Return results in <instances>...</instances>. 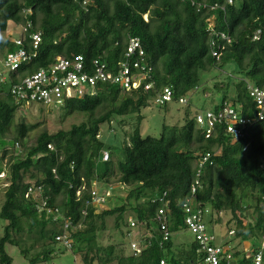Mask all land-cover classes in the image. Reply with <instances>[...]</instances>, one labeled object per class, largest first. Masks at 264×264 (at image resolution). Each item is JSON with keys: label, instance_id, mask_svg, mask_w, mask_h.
I'll return each instance as SVG.
<instances>
[{"label": "trees", "instance_id": "obj_1", "mask_svg": "<svg viewBox=\"0 0 264 264\" xmlns=\"http://www.w3.org/2000/svg\"><path fill=\"white\" fill-rule=\"evenodd\" d=\"M9 23L22 28V33L15 39L0 37V56L5 60L20 47L14 41L22 40L20 48L31 58L15 71H0L4 78L0 81V186L4 190L0 221L5 224L0 264H12L6 245L17 247L29 264L46 263L56 251H67L55 248V237L62 234L66 219L71 223L68 251L80 256L82 264H203L194 239L189 244H174L171 237L162 240L156 215L165 211L171 235L185 231L183 205L191 196L199 162L207 155L193 208L228 213V224L234 225L229 232L237 246L262 240L264 119L258 120L257 114L264 109L257 108L248 87L264 91V0H0V34ZM36 33L41 42L33 50L31 36ZM134 38L143 56L125 59L129 40ZM75 56L83 57L88 72L97 62L116 74L120 64L129 62L131 73L141 75V85L126 91L98 84L95 96L66 100L59 107L62 117L84 114L85 121L53 134L44 131L26 147L23 141L35 125L22 121L13 125L16 111L24 104L13 101L10 87L49 68L59 57ZM135 62L138 69L132 68ZM228 66L235 82L226 84L210 112L229 107L249 120L240 137L226 133L224 123H216L205 138L206 131L196 126L197 114L190 117L188 110L182 125L163 124L159 137H141V109L152 102L165 109L198 86L201 72ZM148 84L151 87L144 90ZM164 89L170 90L171 100L160 105L156 100ZM128 116L136 117V126L122 140L121 161L99 134L103 125ZM11 127L13 137L7 141ZM18 143L23 156L15 154ZM103 151L110 153L107 162L101 161ZM93 182L129 189L124 199L117 197L118 206L96 209L89 204ZM29 189H39L44 209L38 210L40 201ZM128 211L144 231L138 238L139 253L125 255L116 245H99L97 235L105 231V220L113 217L119 230ZM218 221L210 219L209 224ZM258 252L255 246L249 256L230 249L231 260L222 264H253Z\"/></svg>", "mask_w": 264, "mask_h": 264}, {"label": "built area", "instance_id": "obj_2", "mask_svg": "<svg viewBox=\"0 0 264 264\" xmlns=\"http://www.w3.org/2000/svg\"><path fill=\"white\" fill-rule=\"evenodd\" d=\"M17 46H22V40L14 41ZM40 35L38 33L31 36V46L35 50L40 44ZM7 54L4 60V68L7 71H15L17 67L30 60L28 55L22 48ZM142 57L143 51L140 46L139 40L134 38L130 39L125 59H130L133 56ZM129 62H123L119 66V71L116 74L107 72L104 65H98L97 62L92 64V72H88L84 64L82 56H75L71 60L63 58H57L55 63L47 69H41L36 73L25 77L19 82L12 85L9 89V93L13 101L17 104H37L47 107H60L66 100L81 99L84 97H93L96 95V86L98 84H110L118 86L120 89L131 91L139 88L142 82V77L139 74H132L130 71ZM133 69H138L139 64L137 62L131 64ZM142 69V68H141ZM150 69L147 70L149 72ZM146 72V73H147ZM4 78L0 76V81ZM151 86L144 85V90H148ZM249 96L257 104V108L263 110L264 103V91L258 88L248 87ZM171 92L169 89H164L163 93L157 98V102L160 105L170 102ZM179 104H186L185 101L179 100ZM258 120L264 119V111L257 114ZM196 126L206 131L205 138H208L212 132V129L216 123H224L226 125V133L233 137H240L243 134L244 128L250 123L249 120L243 119L239 114L229 107H224L217 114L205 111L195 116ZM49 149H52L48 146ZM209 156L199 162L198 170L196 172V179L191 185L190 198L186 200L183 205L184 219L183 227L188 231L194 241L197 243V253L202 254L203 264H222L228 263L231 260V253L229 247L224 245H217L215 243V237L209 234L206 224L203 222L202 216L204 211L193 208V200L195 198L196 190L199 187L198 177L200 175V169L208 161ZM109 160V153L103 151L101 155V161L107 162ZM2 176V175H1ZM0 176V177H1ZM39 190V189H37ZM32 189L28 190V193L34 196ZM79 194V193H77ZM90 206L99 209L107 204L109 199L113 198L112 186L98 184L93 182L90 190ZM35 198V197H33ZM162 202L163 200L160 199ZM38 210L44 209L45 202L40 200L37 205ZM47 213L51 210L47 209ZM84 214V213H83ZM156 220L160 225L162 231V240L167 241L171 237V233L167 229V220L165 211L159 210L156 215ZM71 223L69 219L63 221L62 234L55 237V241L64 249H71V241L69 239V229ZM136 224L131 222L130 228H135ZM228 235H233V232H228ZM264 240V236H263ZM263 248L262 245L259 252L254 257L253 264L263 263ZM140 251L139 243L134 242L130 245V252L132 254H138ZM160 264H166L164 261H160Z\"/></svg>", "mask_w": 264, "mask_h": 264}, {"label": "rangeland", "instance_id": "obj_3", "mask_svg": "<svg viewBox=\"0 0 264 264\" xmlns=\"http://www.w3.org/2000/svg\"><path fill=\"white\" fill-rule=\"evenodd\" d=\"M22 28L16 27L9 23L8 30L1 36H6L10 39L17 38L21 33ZM4 65V55L0 56V71L6 73V70L3 67ZM231 66L224 68L222 71L217 69H211L206 72H201L199 77L198 86L191 90L188 95H186L183 100L186 104H179V102H171L167 105L165 109L160 108L155 102H152L149 107L141 109L140 116L142 120L140 122V135L141 137L152 136L159 137L161 133L162 125L167 126L173 125H182L184 123L185 111H189L190 117H193L195 114H200L205 111H212L214 107L219 103L221 93L226 87V84H232L235 82V76L229 75V70ZM218 84H223V86H217ZM63 111L59 107H47L40 106L37 104H27L22 105L15 113V118L13 125L17 124L19 121L24 122L26 125H35V129L30 132L23 143L26 147H30L35 143V139L42 132H47L49 134L56 133L60 130H68L73 125H78L81 122L85 121L86 115L75 113L71 116L62 117ZM136 126V117L128 116L123 118L114 119L110 125H103L99 134V139L105 144V147L110 150L116 159L123 160V155L120 151V146L122 145V140H126L125 134L131 133L134 127ZM13 129L11 127L6 135V140H10L13 137ZM1 140V139H0ZM16 153L23 156L24 151L21 147V144L15 145ZM9 156V155H8ZM110 159V153H109ZM7 160L2 163V168L6 170ZM6 174V172L4 171ZM32 182V181H31ZM33 183V182H32ZM113 188V198L107 201L106 206L112 208L118 206L120 202L117 200V197L124 199L127 190L129 187H123V190L120 189L117 185H112ZM0 206L3 203V188L0 186ZM38 190H35L34 196L37 201H40ZM105 206V207H106ZM247 221L252 222V215L250 212L247 214ZM203 222L207 226L209 234H212L215 237V243L217 245H227L229 249L237 248L245 253V256H249L252 251V246L260 248L264 246V240L257 241L251 239L246 243H241L237 246V240H233V236L228 235L229 229H233V223L228 224L230 220V215L228 213H215L212 212L208 207L205 209L202 216ZM210 219L218 222H214L212 225L209 224ZM133 222L136 224L135 228H130V223ZM5 224L0 221V237L3 233V226ZM105 231L100 232L97 235V242L101 246L107 245H116L119 249H123L125 255L130 253V245L138 241V237L143 234V230L136 223L133 214L128 211L124 216V223L119 230L114 228V219L108 218L105 220ZM23 238H26V235H23ZM171 239L174 244L184 243L189 244L193 241L192 235L188 231L181 230L177 233L171 235ZM124 245H119V244ZM77 247L82 248L83 245L78 244ZM56 249L62 248L57 245ZM5 251L8 256L12 259V264H29L27 259L23 258L19 254V249L11 245L5 246ZM35 252L32 251L30 256ZM264 253V248H263ZM39 264H82L81 258L78 255L72 254L70 251L60 253L56 251L52 255V258L46 263ZM264 264V261H263Z\"/></svg>", "mask_w": 264, "mask_h": 264}, {"label": "crops", "instance_id": "obj_4", "mask_svg": "<svg viewBox=\"0 0 264 264\" xmlns=\"http://www.w3.org/2000/svg\"><path fill=\"white\" fill-rule=\"evenodd\" d=\"M139 238V237H138Z\"/></svg>", "mask_w": 264, "mask_h": 264}]
</instances>
